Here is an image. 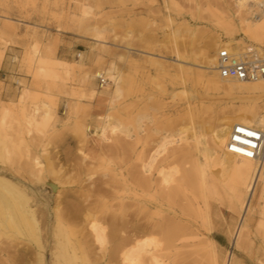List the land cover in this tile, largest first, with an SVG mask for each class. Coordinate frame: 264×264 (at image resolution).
<instances>
[{
    "label": "rangeland",
    "instance_id": "1",
    "mask_svg": "<svg viewBox=\"0 0 264 264\" xmlns=\"http://www.w3.org/2000/svg\"><path fill=\"white\" fill-rule=\"evenodd\" d=\"M228 8L219 0H0V180L20 187L36 213L33 230L0 226V264H121L114 236L124 231L103 224V246L86 235L75 258L67 245L70 225L54 221L55 206L63 217L86 200L97 212L123 205L124 211L129 207L126 215L137 216L130 207L132 175L163 137L190 138L196 131L207 141L216 122L255 104L257 99L231 95L224 85L218 90L198 81L200 74L212 76L206 61L216 51L209 43L255 44L240 33ZM233 22L236 32L228 36L225 26ZM109 69L119 76L117 97L105 74ZM105 117L121 132L90 145L87 136ZM33 158L43 163L41 171L30 167ZM198 159L211 195V231L198 213L200 193L186 181L169 203L170 215L182 217L198 239L208 238L219 264L229 253L237 264H264V177L254 180L249 198L252 240L248 249L235 248L241 211L224 187L230 175L216 157ZM193 161L183 154L163 165L181 178ZM3 191L0 199H13ZM177 243L180 254L162 252L163 264H206L204 255L189 256L191 250L182 248L198 240Z\"/></svg>",
    "mask_w": 264,
    "mask_h": 264
},
{
    "label": "bare ground",
    "instance_id": "2",
    "mask_svg": "<svg viewBox=\"0 0 264 264\" xmlns=\"http://www.w3.org/2000/svg\"><path fill=\"white\" fill-rule=\"evenodd\" d=\"M219 1L222 2L227 13H229L228 6L231 7V11H233L235 18L239 22L238 30L240 33L243 34L245 38L252 41V43L254 42L259 45L261 50L255 44H245V46H242L240 42L222 47L220 46L219 40L216 39L214 42L209 43L216 51L215 56L206 61L208 66L207 69L212 73V76L207 78L206 74H200L198 75L199 78L197 77L198 81L203 85L205 84L207 88H215L218 90L224 85L231 95L240 98H254L257 99V101L253 105H244L239 108L238 112L234 115L225 116L223 119L216 122L217 124L214 129L212 128L210 131L211 135L207 141L205 140L202 142V136L196 131L191 133L190 138L187 136H179V138H173L174 136L163 137L157 149L149 154L145 160H140L139 164L136 166L137 169H134L133 175L131 174L133 176L132 183L134 184V203L130 205V207H136L135 213L136 211L138 212V214L136 213L137 216H135L134 213L126 215L129 207L127 206L128 210L124 211V209L121 208L123 205L118 207L117 210H109L110 213H107L104 209L97 212L91 206L92 202L86 200V206L79 204L70 206L69 214L63 217L59 214V204L57 203L55 206L56 210L53 211L54 221L58 224L66 223L70 225L71 231L67 240V245L73 257L77 258L76 246L79 244L86 246L85 243L82 242V238L86 235L92 237L93 241L99 246H103L106 236H108L103 224H108L112 232L124 231V235L122 234L123 236H119L118 238L114 236L117 243L113 252L117 256H120L121 264H163L161 262L162 259L161 261L159 260L162 252L168 251L172 256L179 255L180 252L175 244L177 242L187 243L189 239L198 240L197 244L186 246L184 245L185 243L182 244V248H189V250H191L188 253L189 256L201 253L206 259V264H219L218 252L212 243L208 241V238L198 239V235L191 226L182 224V217L173 213L170 215L169 213V203L174 199L172 197H176L175 195L182 182L186 181L200 193L202 207H199L200 212L198 211V213L202 214L205 230L208 234L210 233L208 199L211 195L206 182V170L201 166L198 159L202 154L206 157H216L222 169L230 175L224 187L229 191L231 198L235 200L241 211L239 221L233 233V246L239 249L246 246L248 249L252 240L251 235L253 231L250 221L252 218L250 219L251 214H249V198L253 191V186H255L254 180H258L259 176L264 177V78L254 82L224 79L219 76L216 65L218 62L217 56L221 49L228 50L234 55L241 56L244 52L250 50V47H254L261 59H264V0ZM231 1L233 2L230 3ZM253 9L256 10L255 13L257 14H253L255 15L254 18H252L254 21H249L248 18ZM235 18L232 19L234 20ZM225 31L228 36H232L233 33L236 32L234 22L225 26ZM105 74L110 81H112L114 87L112 92L113 96L117 97L119 95L118 74L112 69H109ZM96 76L98 77L99 75ZM216 80H219V82ZM35 115V110H33L30 115L31 120H35ZM237 127L246 135H258L260 137V148L257 156L248 157L244 154L232 152L229 149L231 136ZM117 132H121L118 126H116L110 118L105 117L104 123L96 126L94 131L87 136V139L90 145H95L99 140H103L104 137L106 139V136L109 134L114 135ZM106 133L109 134L106 135ZM241 141L247 142L245 138H241ZM183 154L193 158L194 163L191 171L185 174V177L176 178L178 176V171L176 169L173 170L164 167L163 161L175 158L179 155L182 156ZM30 162L31 168L38 171L42 170L43 163L40 162V160L33 158ZM0 188L9 193L13 198L10 201L0 199V226L10 227L11 229L25 226L33 230L32 226L36 224V213L35 210H32L27 205L28 198L26 197L27 199L25 200L26 194H23L24 192H22L20 187L4 180H0ZM52 188H55L53 190H55L56 196H58V188ZM110 198L111 197H109V199ZM106 204L108 203L106 202ZM112 206L113 205L108 204L110 209L113 208ZM185 209L183 208L182 210L185 211ZM140 212L144 214L138 217L140 216ZM47 216L49 218V215ZM261 216L262 219L260 223L261 226H264L262 225V223H264V214ZM125 217L127 220L122 219ZM81 222H83L84 226ZM79 223L83 226L82 229L78 228ZM257 225H259V223ZM85 226H88V228H86L87 231L83 230ZM262 229H264V227H262ZM117 234L119 233H116V235ZM84 240L87 241V239ZM82 248L84 249L83 246ZM223 264H237L235 260L233 262V254L229 253L225 257Z\"/></svg>",
    "mask_w": 264,
    "mask_h": 264
},
{
    "label": "built area",
    "instance_id": "3",
    "mask_svg": "<svg viewBox=\"0 0 264 264\" xmlns=\"http://www.w3.org/2000/svg\"><path fill=\"white\" fill-rule=\"evenodd\" d=\"M217 59L218 74L224 79L254 82L264 78V59H261L254 47H250V50L241 56L221 49ZM241 138H245L248 143L241 141ZM259 148L260 137L258 135H246L238 127L234 130L229 143V149L232 152L255 157L258 155Z\"/></svg>",
    "mask_w": 264,
    "mask_h": 264
},
{
    "label": "crops",
    "instance_id": "4",
    "mask_svg": "<svg viewBox=\"0 0 264 264\" xmlns=\"http://www.w3.org/2000/svg\"><path fill=\"white\" fill-rule=\"evenodd\" d=\"M79 56V55H78Z\"/></svg>",
    "mask_w": 264,
    "mask_h": 264
}]
</instances>
